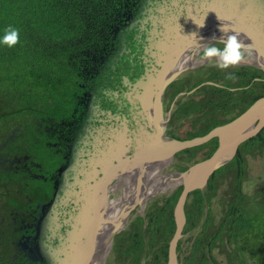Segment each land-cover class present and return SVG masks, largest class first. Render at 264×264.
<instances>
[{"label":"flooded vegetation","instance_id":"obj_1","mask_svg":"<svg viewBox=\"0 0 264 264\" xmlns=\"http://www.w3.org/2000/svg\"><path fill=\"white\" fill-rule=\"evenodd\" d=\"M232 25L225 0H117L107 28L91 29L78 43L82 49L67 58L65 83L0 133V264L135 263L136 250H115L118 239L131 246L139 236L133 208L122 209L125 200H138L150 187L174 193L180 187L174 177L208 157L213 139L151 164L142 142L204 135L214 114L225 115V105L235 109L246 96L242 90L250 85L239 82L253 74H263L252 80L264 82L245 49L244 60L227 69L202 56L201 46L217 42L221 28ZM221 119L219 125L226 123ZM220 206L219 215L205 216L204 209L202 220L186 217L177 264H244L230 241L232 218H225V203ZM121 210L123 224L110 238ZM157 221L155 233H146L148 222L140 231L144 264H167L170 220ZM189 238L190 248L182 250L180 242Z\"/></svg>","mask_w":264,"mask_h":264},{"label":"trees","instance_id":"obj_2","mask_svg":"<svg viewBox=\"0 0 264 264\" xmlns=\"http://www.w3.org/2000/svg\"><path fill=\"white\" fill-rule=\"evenodd\" d=\"M116 5L117 0H0V35L3 34V29L8 25L20 29V40L15 46L8 47L0 44V124H3L0 125V133L7 128V124L13 123L15 120H21V118L23 119L26 111H30L32 107L36 106V101L46 100L47 95L51 94L49 91L52 92V87L55 88L57 83H64L66 78H64L62 73H64L67 58L82 49V46L78 43L85 41L86 37L90 35L91 29L107 28L110 23V14ZM47 68L49 70H46ZM46 71L48 72L47 74ZM256 75L262 76L263 74H253L246 80L239 82L240 85H250V88L242 90L246 96L241 99L240 104L236 102L235 109L226 110L225 105V115H223L225 116V122L232 119L233 115L244 111L257 98L264 96V82L252 80ZM24 78L25 81H23ZM10 83L11 85H8ZM255 86L258 87L256 90L254 89ZM214 89L216 91H226L224 88L216 86ZM226 92L231 98L234 97V92ZM235 92L240 93V91ZM219 105L222 104L220 103ZM221 117H217L214 114L212 126L215 127L224 122ZM217 143V139L210 141V150L205 156H209L214 151ZM262 143H264V129L258 135L243 142L239 146L235 157L212 175L206 187V189H210L208 192L212 193L215 188L213 181L216 176L228 169L227 166L229 167V165L234 163L235 173L233 175L232 198L225 206V218H232L228 231L231 234L230 241L235 245L233 251L236 253V257H239L240 261H242L241 258L247 255L248 259L254 261L255 264H264V185L257 192L261 193V197L254 196L251 198L244 194L242 177L245 174V169L242 151L245 148L250 152L251 150L260 152L259 145ZM203 146L206 145L199 146L197 149H201ZM181 189L182 186L174 193L162 198V203L155 206L149 215L148 223L150 225L153 222V216L154 218H160V214H162L164 217L170 218L167 231L170 234L169 236L174 232L175 223L172 209ZM206 189L203 191L196 190L189 195L185 204V213L188 219L194 216L199 218L203 205L208 207L212 194L204 195ZM247 200L251 204L246 205L245 202ZM258 201H262V204L258 205ZM220 202L223 201L221 200ZM194 210L199 213L197 212L194 215L192 213ZM137 219L139 220L138 225L143 223L142 217ZM157 220L159 219H155V223L158 222ZM195 223L192 221L189 226H193ZM136 233L139 235L137 236L138 239L130 241L131 246H128L126 250H136L134 253V264H139L140 256L138 254L142 249L143 243L140 238V231ZM162 249L166 251L167 244Z\"/></svg>","mask_w":264,"mask_h":264},{"label":"water","instance_id":"obj_3","mask_svg":"<svg viewBox=\"0 0 264 264\" xmlns=\"http://www.w3.org/2000/svg\"><path fill=\"white\" fill-rule=\"evenodd\" d=\"M225 18L233 23L232 29L228 32L237 35L243 49L256 59V66L264 71V0H225ZM263 129L264 96H261L235 118L213 127L204 135L186 140L165 141L158 140L160 138L155 140L153 136H149L142 142L141 154L145 153L148 163L151 164L159 159H168L179 150L199 146L214 138L218 140L216 148L208 157L196 161L174 177L175 182L179 180L177 183L182 189L173 208L175 230L168 244L167 264H177L176 247L182 238L186 219L185 204L189 195L196 190L203 191L211 176L235 157L239 146L258 135ZM144 196L143 192L138 200L131 202L125 200L122 209L125 213L129 212ZM121 217L122 210L117 216V224L112 229L110 238L121 228L123 224ZM83 228L86 226L83 225Z\"/></svg>","mask_w":264,"mask_h":264},{"label":"rangeland","instance_id":"obj_4","mask_svg":"<svg viewBox=\"0 0 264 264\" xmlns=\"http://www.w3.org/2000/svg\"><path fill=\"white\" fill-rule=\"evenodd\" d=\"M260 147V152L257 150H251L248 151L247 149H243V166L245 169V174L242 177V190L244 192V194L247 197H251L253 198L254 196H259L261 197V193H257L259 192L258 189L264 185V143L259 145ZM201 156V154H199ZM201 158V157H200ZM234 164V163H233ZM231 164L229 165V167L227 166L228 169L224 170L221 174H219L218 176H216V178L213 181V185L215 186L214 191L208 192L210 189H206L204 188L203 190L206 189V193L204 195L207 194H212L210 196L209 199V203H208V207H206V205H203V210L200 212V217L202 220V214L205 210H208L207 215L210 212H215L216 215H219L218 211L221 210V206L220 203L224 204L225 206L228 204L230 198H232V191H233V175L235 173V166ZM175 182V181H174ZM175 185H180L179 183L175 182ZM169 194H171L170 192H166V191H161V192H155V193H151L148 197L144 196L143 200L139 203V205H137L133 211H134V217H142L143 218V223L140 225L134 224L137 227V231H141L143 230V227L145 228L146 223L148 222V220H146V218H149L150 212L153 211V207L155 205V203L160 204L162 203V197L164 196H168ZM122 195V194H121ZM126 199L130 198L129 194L125 195ZM223 202H220V201ZM145 201H147V205H148V209L145 207ZM246 205L251 204V202H249L248 200L245 202ZM258 205L262 204V201H258L257 203ZM174 208V207H173ZM149 212V213H148ZM160 218H154L153 219H165L167 221L170 220V218H168L167 216L164 217V215L160 214ZM172 215H173V209H172ZM163 223V222H161ZM141 226V227H139ZM152 230L153 233L156 232V225H149L147 227V231L146 233H149ZM189 229V228H187ZM189 234L193 233V231H189ZM147 235V234H145ZM133 237V236H132ZM181 243V249L182 250H188L190 248L191 245V238L189 239H185L183 240ZM125 245V247L123 246ZM128 247V243L127 242H120L119 239L117 240V245H116V249L117 251H119L120 249H126ZM231 248V247H230ZM113 255V254H110ZM182 255L184 256V253L182 252ZM107 258V262H108ZM122 260V259H120ZM124 260H128V257ZM242 262L244 264H252L253 261L248 259V256L245 255L241 258ZM142 261V262H141ZM140 261L141 264H144V258H142ZM236 261L238 262L239 259L236 258Z\"/></svg>","mask_w":264,"mask_h":264},{"label":"clouds","instance_id":"obj_5","mask_svg":"<svg viewBox=\"0 0 264 264\" xmlns=\"http://www.w3.org/2000/svg\"><path fill=\"white\" fill-rule=\"evenodd\" d=\"M221 31L223 35L217 42L201 46L203 47L202 56L204 58H215L217 67L227 69L244 60L245 52L236 34L225 35L229 31L225 27H222ZM19 40L20 29L12 25L5 27L3 34L0 35V44L7 45L8 47L15 46ZM229 75L232 76L233 74L229 73Z\"/></svg>","mask_w":264,"mask_h":264},{"label":"bare ground","instance_id":"obj_6","mask_svg":"<svg viewBox=\"0 0 264 264\" xmlns=\"http://www.w3.org/2000/svg\"><path fill=\"white\" fill-rule=\"evenodd\" d=\"M123 1V0H122ZM143 1V0H142ZM153 1V0H152ZM63 3V2H62ZM84 3V2H83ZM100 5V4H99ZM95 6V5H94ZM78 7V6H77ZM82 8V7H81ZM80 8V9H81ZM101 9V8H100ZM140 11V10H139ZM64 12V11H63ZM137 13V12H136ZM35 17H36V15H35ZM96 17V16H95ZM33 18V17H32ZM91 18V17H90ZM26 19V18H25ZM71 19H73V18H71ZM70 19V20H71ZM75 19V18H74ZM127 19V18H126ZM29 20V19H28ZM39 20V19H38ZM32 21H33V19H32ZM73 21V20H72ZM124 21V20H123ZM27 22V21H26ZM69 22V21H68ZM91 22H92V20H91ZM117 22V21H116ZM77 23V22H76ZM2 24H4V23H2ZM21 24V23H20ZM170 24V23H169ZM41 25H43V24H41ZM51 26V25H50ZM114 26V25H113ZM86 27V26H85ZM138 27V26H137ZM3 29V28H2ZM28 29V28H27ZM128 29V28H127ZM100 31V30H99ZM127 36V35H126ZM138 54V53H137ZM13 60V59H12ZM11 60V61H12ZM26 61H27V59H25ZM64 60V59H63ZM9 61V60H8ZM19 61V60H18ZM22 61V60H21ZM43 61V60H42ZM41 61V62H42ZM48 61V60H47ZM67 61V60H66ZM7 62V61H6ZM17 62V61H16ZM39 62V61H38ZM122 62V61H121ZM40 63V62H39ZM116 63V62H115ZM129 63V62H128ZM3 64V63H2ZM8 64V63H7ZM22 64V63H21ZM44 64V63H43ZM47 64V63H46ZM72 64V63H71ZM107 64V63H106ZM118 64V63H117ZM143 64V63H142ZM30 65V64H29ZM67 65V64H66ZM7 66V65H6ZM21 66H23V65H21ZM126 66V65H125ZM5 67V66H4ZM9 67V66H8ZM17 67V66H16ZM19 67V66H18ZM46 67V66H45ZM68 67V66H67ZM67 67H64V68H66L67 69ZM91 67V66H90ZM25 68V67H24ZM23 68V69H24ZM49 68V67H48ZM46 69V70H49V69ZM51 68V67H50ZM60 68V67H59ZM63 68V69H64ZM125 68V67H124ZM16 69V68H15ZM22 69V70H23ZM82 69V68H81ZM118 69V68H117ZM127 69V68H126ZM44 70H45V68H44ZM14 71H16V70H14ZM43 71V70H42ZM57 71H60V70H57ZM68 71V70H67ZM108 71V70H107ZM106 71V72H107ZM112 71V70H111ZM28 72H29V70H28ZM44 72V71H43ZM43 72H42V74H43ZM54 72V71H53ZM48 72L46 71V74H47ZM58 73V72H57ZM81 73V72H80ZM105 73V72H104ZM116 73V72H115ZM62 74H64L65 75V73H62ZM69 74V73H68ZM86 74V73H85ZM123 74V73H122ZM133 74H134V72H133ZM4 75V74H3ZM9 75V74H8ZM16 75V74H15ZM52 75H53V73H52ZM61 75V74H60ZM104 75V74H103ZM112 75V74H111ZM22 76V75H21ZM36 76V75H35ZM43 76V75H42ZM55 76H57V75H55ZM63 76V75H62ZM79 77V76H78ZM103 77V76H102ZM75 78V77H74ZM80 78V77H79ZM40 79V78H39ZM47 79V78H46ZM108 79V78H107ZM14 80V79H13ZM16 80V79H15ZM52 80V79H51ZM96 80V79H95ZM23 81H25V78H24V80ZM35 81V80H34ZM49 81V80H48ZM54 81H55V79H54ZM36 82V81H35ZM56 82V81H55ZM113 82V81H112ZM12 83V82H11ZM11 83L10 84H8V85H11ZM21 83V82H20ZM39 83V82H38ZM52 83V82H51ZM63 83V82H62ZM64 83H65V81H64ZM91 83V82H90ZM34 84V83H33ZM47 85H49V84H47ZM63 85V84H62ZM108 85V84H107ZM16 86V85H15ZM14 86V87H15ZM31 86V85H30ZM39 86V85H38ZM50 86V85H49ZM93 86V85H92ZM115 86V85H114ZM113 86V87H114ZM40 87V86H39ZM63 87V86H62ZM65 87V86H64ZM63 87V88H64ZM67 87V86H66ZM85 87V86H84ZM87 87V86H86ZM85 87V88H86ZM38 88V87H37ZM48 89H49V87H47ZM2 89V88H1ZM66 89V88H65ZM108 89V88H107ZM6 90V89H5ZM95 90V89H94ZM46 91V90H45ZM103 91V90H102ZM50 92V91H49ZM218 92V91H217ZM62 93V92H61ZM74 93V92H73ZM120 93V92H119ZM47 94V93H46ZM57 94V93H56ZM42 95V94H41ZM49 95V94H48ZM65 95V94H64ZM56 96V95H55ZM70 96V95H69ZM9 97H10V95H9ZM50 97V96H49ZM66 97V96H65ZM69 98V97H68ZM44 99V98H43ZM14 100V99H13ZM21 100V99H20ZM20 100H18V101H20ZM86 100V99H85ZM102 100V99H101ZM8 101V100H7ZM12 101V100H11ZM24 101V100H23ZM112 103V102H111ZM2 104V103H1ZM12 104V103H11ZM29 104V103H28ZM27 104V105H28ZM98 104V103H97ZM12 105H14V104H12ZM70 105H71V103H70ZM20 106V105H19ZM25 106V105H24ZM128 106V105H127ZM36 107V106H35ZM63 107V106H62ZM105 107V106H104ZM28 108V107H27ZM64 108V107H63ZM66 108V107H65ZM6 109V108H5ZM18 109H19V107H18ZM69 109V108H68ZM67 109V110H68ZM42 110V109H41ZM7 111V110H6ZM31 111V110H30ZM2 112V111H1ZM44 112H47V111H44ZM50 112V111H49ZM3 113H6V112H3ZM66 113V112H65ZM79 113V112H78ZM18 114V113H17ZM50 114V113H49ZM69 114V113H68ZM72 114V113H71ZM70 114V115H71ZM23 115V114H22ZM75 115V114H74ZM101 115V114H100ZM14 116V115H13ZM72 116V115H71ZM31 117V116H30ZM84 117V116H83ZM2 119V118H1ZM10 119V118H9ZM22 119V118H21ZM31 119V118H30ZM71 119V118H70ZM76 119V118H75ZM27 120H29V119H27ZM37 120V119H36ZM69 120V119H68ZM25 122V121H24ZM28 122V121H27ZM37 122V121H36ZM41 122V121H40ZM79 122V121H78ZM99 122V121H98ZM26 123V122H25ZM30 123V122H29ZM55 123V122H54ZM87 123V122H86ZM37 125V124H36ZM67 125V124H66ZM15 126V125H14ZM44 126V125H43ZM7 127V126H6ZM27 128V127H26ZM62 128V127H61ZM66 128V127H65ZM84 129V128H83ZM26 130V129H25ZM41 131V130H40ZM77 131V130H76ZM61 132V131H60ZM26 133V132H25ZM68 133V132H67ZM27 134V133H26ZM57 134H58V132H57ZM131 134V133H130ZM76 135V134H75ZM19 136V135H18ZM25 136V135H24ZM63 136V135H62ZM65 136V135H64ZM72 136V135H71ZM42 139V138H41ZM262 139V138H261ZM263 140V139H262ZM47 141V140H46ZM74 141V140H73ZM9 142V141H8ZM27 142H29V141H27ZM255 142V141H254ZM257 142V141H256ZM74 143V142H73ZM60 145V144H59ZM25 146V145H24ZM60 147V146H59ZM67 147V146H66ZM55 148H56V146H55ZM64 148V147H63ZM54 150V148L52 149V151ZM58 150V149H57ZM63 151V150H62ZM8 152V151H7ZM23 153V152H22ZM28 154V153H27ZM35 154V153H34ZM60 154V153H59ZM52 155V154H51ZM120 156V155H119ZM61 158V157H60ZM41 159V158H40ZM1 163H3V162H1ZM8 163V162H7ZM14 164V163H13ZM25 165V164H24ZM12 166V165H11ZM20 166V165H19ZM31 168V167H30ZM25 169V168H24ZM55 169V168H54ZM55 173V172H54ZM239 173V172H238ZM29 176V175H28ZM177 182H179V180L177 179L176 180ZM7 184V183H6ZM3 186V185H2ZM16 186V185H15ZM4 187V186H3ZM6 188V187H5ZM28 188V187H27ZM7 190V189H6ZM14 191V190H13ZM27 191V190H26ZM18 192V191H17ZM154 192V189L152 188V187H150L148 190L146 189V191H145V193H144V195L146 196V197H148L151 193H153ZM2 194V193H1ZM6 194V193H5ZM11 194V193H10ZM20 195V194H19ZM2 196V195H1ZM17 198V197H16ZM40 199V198H39ZM134 200H137L136 198H134ZM9 202V201H8ZM11 203V202H10ZM9 203V204H10ZM29 203V202H28ZM27 203V204H28ZM35 202L33 201V204H34ZM6 204V203H5ZM32 206V205H31ZM14 207V206H13ZM28 207V206H27ZM39 207V206H38ZM22 211V210H21ZM39 211V210H38ZM1 212V211H0ZM1 214V213H0ZM26 214V213H25ZM2 217V216H1ZM16 217V216H15ZM25 221V220H24ZM1 222V221H0ZM4 223H5V221H4ZM12 223V222H11ZM2 225V224H1ZM3 227V226H2ZM7 228V227H6ZM13 229V228H12ZM10 230V229H9ZM35 230V229H34ZM22 231V230H21ZM32 232V231H31ZM35 232V231H34ZM2 233V232H1ZM4 236V235H3ZM5 236H6V234H5ZM10 238H11V236H10ZM8 240V239H7ZM9 241V240H8ZM7 244V243H6ZM28 248V247H27ZM12 249V248H11ZM5 250V249H4ZM6 253V252H5ZM5 255V254H4ZM105 257V256H104ZM28 258V257H27ZM18 259V258H17ZM4 261V260H3Z\"/></svg>","mask_w":264,"mask_h":264}]
</instances>
